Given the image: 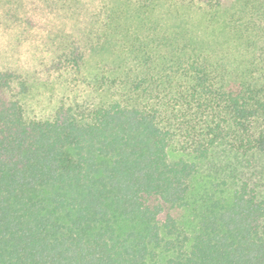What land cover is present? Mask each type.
Here are the masks:
<instances>
[{
  "label": "trees",
  "instance_id": "obj_1",
  "mask_svg": "<svg viewBox=\"0 0 264 264\" xmlns=\"http://www.w3.org/2000/svg\"><path fill=\"white\" fill-rule=\"evenodd\" d=\"M0 28V264H264V0H0Z\"/></svg>",
  "mask_w": 264,
  "mask_h": 264
},
{
  "label": "rangeland",
  "instance_id": "obj_2",
  "mask_svg": "<svg viewBox=\"0 0 264 264\" xmlns=\"http://www.w3.org/2000/svg\"><path fill=\"white\" fill-rule=\"evenodd\" d=\"M0 28V35L7 36ZM61 91V87L58 84L55 77H44L43 80L36 83L30 93L26 97L25 105L27 113L31 115L43 116L48 114L53 108L56 102V95ZM180 152L177 151L176 146L169 149L170 158L174 159L179 157Z\"/></svg>",
  "mask_w": 264,
  "mask_h": 264
}]
</instances>
